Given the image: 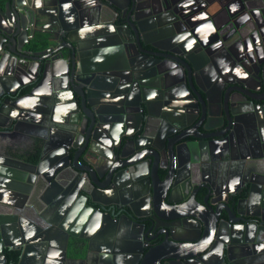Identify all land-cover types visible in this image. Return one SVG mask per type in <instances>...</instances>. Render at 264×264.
<instances>
[{"label": "water", "instance_id": "95a60500", "mask_svg": "<svg viewBox=\"0 0 264 264\" xmlns=\"http://www.w3.org/2000/svg\"><path fill=\"white\" fill-rule=\"evenodd\" d=\"M90 1L0 0V135L22 133L40 150L37 161L0 160V206L13 211L4 218L0 214V264L7 261L5 251L16 250L17 260L8 264H169L199 255L207 264L216 249L221 264H264V180L253 177H264V109L253 112V131L245 145L232 143L242 102H233L234 94L229 95L217 115L219 125H210L215 115L210 93L194 75L183 93L194 101L199 98L191 101L203 129L222 132L195 139H174L169 134L171 138L165 139L167 124H176L175 114L155 115L153 109L162 105L163 111L175 107L182 112L186 96L158 63L153 65L163 88L143 82L144 70L150 66H141L130 51L133 38L120 36V28L128 29L137 47L152 45L176 52L148 38V21L161 19L173 0H142L141 6V0H135L129 17L113 23L114 29L103 7L117 16L122 9L118 2L98 0L101 5L95 7ZM157 4L164 12L152 17ZM155 25L158 40L177 36L168 31L167 22ZM186 59L197 68L189 56ZM128 69L137 74L122 93L117 83H123ZM141 110L145 119L142 113L133 125L131 116ZM152 116L163 122L150 127L146 119ZM129 145L132 157L137 155L133 160H128ZM148 149L152 153L139 156ZM236 174L242 183L226 188L230 210L217 217L210 244L199 255L183 253L203 239L206 226L201 210L216 213L215 204H203L185 184L205 187L217 196L220 185H231ZM145 175L151 222L164 229L157 232L163 238L148 247L132 233L124 239L141 222L136 209L145 193L135 179ZM127 184L132 189L128 201L112 198V194L123 196ZM158 186L164 187L162 194ZM118 207L124 215L113 214ZM189 222L201 225L198 239L175 234L177 226ZM70 238L83 244L76 243L69 254Z\"/></svg>", "mask_w": 264, "mask_h": 264}, {"label": "flooded vegetation", "instance_id": "af4514ba", "mask_svg": "<svg viewBox=\"0 0 264 264\" xmlns=\"http://www.w3.org/2000/svg\"><path fill=\"white\" fill-rule=\"evenodd\" d=\"M116 1L122 8L117 16L112 13V9L103 7V10L110 14L108 25L112 29H114L112 27L113 23L124 21L136 7L135 0ZM90 4L99 7L101 2L92 0ZM142 4L143 1L141 0L139 6ZM164 11L165 14L161 16V19L157 21L151 19L148 21L150 25L148 38L159 46L176 50V52L172 53L171 50L157 49L152 45L137 47L136 38L130 36L128 29L125 27L120 28V36H124L127 39L133 38L132 50L130 51L142 63L141 66H150L144 70L146 79H143V82L163 88L164 82L153 65L154 63H158L161 70L169 73L170 81L176 82L177 86L181 85L180 90L182 89V91L180 92L185 95L183 92L187 91L186 85L189 86V82L193 80L194 75H199L202 84L210 93L209 101L215 114L212 116L213 120H211L210 125L215 126L219 125L220 121L217 115L222 111L225 101L228 100L229 95L234 94L233 102H242V116L235 126L236 132L231 141L236 144L241 143V146H244L246 138L253 131V112L259 114L264 109V0H173ZM164 11L161 4H157L150 15L154 17L156 13ZM139 12L141 13L142 10H139ZM159 22H167L168 31L176 32L177 36L167 37L164 41L158 40L155 24ZM6 25L7 27L9 26V21H7ZM183 48L187 51L183 50ZM186 56H189L195 62L197 68H193L190 64L191 62L188 63ZM136 72L129 69L126 70L122 77L123 83H117L122 93L130 85L129 81L131 78L135 81ZM183 85L184 87L182 88ZM137 87L138 85L134 83L133 93L136 92ZM153 92V90L149 91L151 94ZM160 93L162 94L163 92L160 91ZM185 100L187 107L182 112L178 111L175 107H167L163 111L162 105L153 109L155 115H161L162 113L175 114V125H170L166 122L165 133L167 136L165 139L171 137H174V139H195L196 137H205L206 134L214 131L207 132L203 129L200 115L197 117V113L192 107V101L199 102V98L194 101V99L186 96ZM142 113L145 119L146 112L144 110L133 113V116H131V123L133 125L136 121L142 119ZM146 120H148L150 127L158 126L163 122L157 116L147 117ZM221 130L220 128L219 130L215 129L214 132H218L219 134L222 132ZM169 134H171V137L168 136ZM1 138H3V142L0 143V160H3L5 157L24 160L27 158L28 151L35 147L34 143L28 140L22 133H5L3 136L0 135ZM132 150L133 146H127V153L131 154L128 160H133L137 156L132 157ZM243 151L248 154L250 150L248 151L245 147ZM150 153H152L151 150H144L139 153V156L142 157ZM124 177L130 178L127 174H124ZM253 177L259 182H263L264 180L262 176L253 175ZM135 180L137 188L145 193L142 199L140 198L142 202L138 203L140 205L136 209L141 214V222L139 225H133L132 232L129 230L126 232L122 228L121 231L126 232V237L121 232L120 236H124L125 239L132 233V235L138 237L139 244L142 241L141 246L148 247L149 244L153 245L163 238V234L158 235L157 232L164 229L163 227L153 225L150 219V209L147 204H151V198L147 176L137 177ZM216 181L220 183L218 178ZM105 182L103 181V183ZM241 183V176L236 174L231 185H220L222 191L217 196L210 195L205 187L198 188L197 185L190 182L185 184L188 193L196 195L203 204L208 202L215 204L216 213L208 208L201 210V216L206 226L203 239L196 247L184 249L183 253L199 255L210 244V241L214 237V224L217 217L220 214L221 216H227V210H230L231 202L227 199L226 188H236ZM129 185L127 184V190L126 193L122 194L123 196L112 194V198L121 202L128 201V192L132 191ZM158 189L162 194L164 187L158 186ZM86 211L89 210L87 209ZM112 211L116 216H121L125 213L122 207H118ZM126 212L130 214L128 210ZM0 214L4 218L13 215V211L3 205L0 206ZM121 221L126 223L125 217H122ZM163 224L161 222L157 223V225ZM176 230L175 234L184 239H198L202 235L201 225L193 222H189L186 227L177 226ZM227 232L228 228L224 226V229L221 231L223 239L227 238ZM72 239L70 238L69 240V254L72 252L70 246ZM77 241L83 244L82 240L78 239ZM13 252L5 251L7 257L5 264L17 260L14 259ZM218 255L217 249L214 250L207 257V264H221ZM202 259L199 255L197 259H187L186 262H170L169 264H203ZM1 262L2 259H0ZM76 264L86 263L78 262Z\"/></svg>", "mask_w": 264, "mask_h": 264}, {"label": "trees", "instance_id": "16d2710c", "mask_svg": "<svg viewBox=\"0 0 264 264\" xmlns=\"http://www.w3.org/2000/svg\"><path fill=\"white\" fill-rule=\"evenodd\" d=\"M30 151H31L32 153H31V155L28 156L27 158H28L29 160H31V161H37V159H38V157H39V152H40L39 147H38V146L33 147V149L30 150ZM76 243H78L79 245L81 244V242H79V241H77L76 239L73 238V239L71 240V244H70L71 249H73V247H74V245H75ZM12 254H13L14 259L16 260V259L18 258V255H19V251H14Z\"/></svg>", "mask_w": 264, "mask_h": 264}]
</instances>
